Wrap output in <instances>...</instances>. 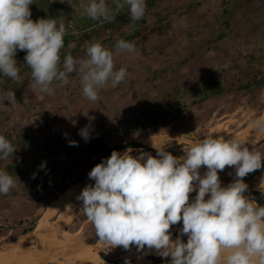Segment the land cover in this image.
<instances>
[{"label": "rangeland", "instance_id": "1", "mask_svg": "<svg viewBox=\"0 0 264 264\" xmlns=\"http://www.w3.org/2000/svg\"><path fill=\"white\" fill-rule=\"evenodd\" d=\"M69 1L56 6L59 16L57 26L63 22L65 36L69 37L67 50L70 42L81 47L79 42L87 40L88 36L97 35V40L102 41L107 33L110 37L103 46L116 51V42L124 35L130 36L128 32H133L135 38L132 42L139 50V56L149 53L147 56H152V61L150 64L145 60L138 63L137 71L141 74H127L116 87H112L109 81L99 89L100 104H92L95 109L90 110L89 106L84 107V100L79 101L82 107L77 114L76 141H73L76 144L72 150H64L58 155L56 150L42 151L44 138L36 137L27 139L20 148L16 147L11 159L0 160V170L7 171L16 180L14 189L8 194H0V248L33 233L47 206L69 185L79 181L96 153L155 133L165 137L164 150L182 155L179 159L183 160L189 147L211 136L215 128L218 130L216 137L238 140L241 135L253 130L251 121L264 113V0H156L162 22L156 27L151 23L154 17L146 14L138 21H131L129 9L125 6L112 22L99 20L96 27L89 30L84 29L85 26L77 27V24L84 23L81 0ZM106 3L116 11L113 0H106ZM17 52L26 55L25 51ZM119 56L122 55L119 53ZM113 58L115 70L124 67L121 60L117 61V53ZM126 70L130 71L129 67ZM52 86L54 92L41 93L43 99L39 104H45L48 95L53 99L59 96L61 88L68 91L73 88L80 95L82 91L77 74L69 77V82L63 87H58L55 82ZM218 86L222 91L215 94ZM56 110L54 107L52 112ZM86 126L89 132L87 140L80 135V130ZM56 128L60 134L67 131L64 126ZM22 138L16 137L15 140L23 142ZM62 139L69 141L71 137L64 135ZM64 143L61 146L67 149ZM70 144L72 142L67 146L71 147ZM248 148L255 151L263 149L264 138ZM131 150L133 157L141 151L152 156L157 154L146 147ZM70 167L71 172L68 170ZM199 172L204 175L206 168L202 166ZM234 174V167L218 171L221 185L226 184ZM261 180L258 172L252 187L257 183L259 185ZM75 189L79 195V183ZM195 195V192L189 194L190 202ZM76 200L73 199L69 214L71 208L77 206L79 200ZM56 218V214L52 215L46 227L55 224ZM63 223L58 222L48 230L57 229ZM30 227H33L32 231L23 232ZM64 232L68 235L77 232L75 239L85 245L99 239L94 226L82 211V204ZM40 238L25 243L29 247ZM134 248L133 245L130 249ZM112 249L121 253L130 251L117 246L108 252L111 253ZM48 252L44 249L33 254L29 263L66 264L65 254L70 251L67 247L63 252L60 249ZM74 263L91 264L89 260Z\"/></svg>", "mask_w": 264, "mask_h": 264}, {"label": "clouds", "instance_id": "2", "mask_svg": "<svg viewBox=\"0 0 264 264\" xmlns=\"http://www.w3.org/2000/svg\"><path fill=\"white\" fill-rule=\"evenodd\" d=\"M116 11L106 0H81L82 15L92 20L112 22L118 12L129 9L130 20L142 19L146 0H113ZM33 0H0V73L20 82L14 58L17 50L25 51V64L31 69L32 87L43 94L54 92V82L63 87L69 75L76 73L83 96L99 100L98 90L109 81L119 85L127 70H115L114 53L100 42L91 43L86 58L68 54L61 65L66 27L55 19H31ZM70 42L68 48H75ZM116 53L137 54L133 42L120 39ZM15 100L12 90L0 92V108ZM28 123H25L27 125ZM24 125V126H25ZM252 128L264 132V119L251 121ZM87 140V126L80 130ZM75 142H72L74 146ZM157 149V148H156ZM17 148L0 135V160L13 156ZM131 149L111 155L88 173L94 180L86 185L77 199L82 211L94 226L98 241L109 247L121 246L137 251L154 250L170 264H264V206L245 195L244 177L264 169V153L250 150L240 140L207 136L189 147L183 160L157 149L156 156L143 151L133 157ZM206 168L204 175L199 170ZM43 167V164L41 165ZM235 168V179L222 186L218 171ZM16 180L0 170V194H8ZM196 195L190 202V193ZM264 197V192H261ZM182 222L173 240L171 227ZM186 235L187 242L180 237ZM125 264H130L126 259Z\"/></svg>", "mask_w": 264, "mask_h": 264}, {"label": "crops", "instance_id": "3", "mask_svg": "<svg viewBox=\"0 0 264 264\" xmlns=\"http://www.w3.org/2000/svg\"><path fill=\"white\" fill-rule=\"evenodd\" d=\"M149 2L150 4L146 5L145 14L149 17L151 16L154 17V19L151 20V23L152 26L156 27L157 25L162 24L160 20L161 16L158 13L156 0H149ZM146 3H148V0H146ZM149 21L150 20H148V22ZM94 27H96V25H92L91 27L86 28V30L92 29ZM128 34L131 36L134 35L133 32L132 33L128 32ZM91 36H88L87 40H81L82 43L79 42V45L81 47L76 45V48H72V49L69 48V50H67L65 48L67 45L64 44V48L61 50V65L63 63V58L68 54L72 55L73 52L75 53L73 55L74 58L75 57L86 58L85 49L91 43L101 42L102 45H105L108 42L107 37H110L106 33L104 36L105 40L98 41L96 38L97 35L96 37H91ZM20 53L16 52V55ZM78 53H80V55ZM113 53L115 55L116 51H113ZM120 54L122 55L121 56L122 58L119 56V54H117L118 57L117 61L120 62L121 60V64L124 67L126 68L129 67L130 71H127L128 72L127 74H141L137 71L138 69L137 66L139 67L138 63L141 62L142 60H145L147 61V64H150L149 62L152 61L151 59L152 56H147V54L149 53L143 55L142 57L139 56L141 54L138 53L130 54L126 51H121ZM24 57L25 54L23 53H21V56L14 57L17 61V66L20 70L19 71L20 82L13 81L10 78L4 76L2 73H0V92H7L9 90H12L15 95V100L12 101L11 103H9L8 101L4 102L6 105H8L6 108H0V135H4L7 140L10 139V142L16 144L15 147L17 148H20L21 147L20 145L25 143V141L27 142V139L30 140L32 138L35 139L36 137L39 138L42 137V140L44 138V144H43L44 149L42 151H46V150L50 151V149H52V151L55 152L56 150L55 153L57 155L63 152L64 150H66L64 152H67L68 151L67 143L69 144L70 142L76 141L74 140V138L77 132L76 131L77 114L81 112V107H82V104H80L81 102L79 101H81V99L82 101L84 100L83 101L84 107L86 106L88 108L89 106V109L90 108L95 109V107H92V104H97V103L100 104V102L99 101L93 102L86 99L83 96L82 91L80 95L78 90H74L73 88L69 89V90L72 89L71 91H68L65 88L63 89L61 88L60 89L61 94L60 95L58 94L59 96H56L53 99L52 96L48 95L47 96L48 100L46 101V103L39 104V101L42 100L43 98L41 92L38 89H34L32 87L34 81L31 76V69L27 64H25L26 62ZM75 74L76 73H72L69 75V77H73L75 76ZM80 88L81 85L79 86V89ZM54 107L57 108V110L53 113L52 109ZM54 122H56V124H54ZM25 123L28 124L25 125ZM58 124L59 126L66 127L67 131L60 134L58 132V128H56L59 127ZM64 135L68 136L69 138L71 137V139H69V141L62 139L64 138ZM16 137H18V139L23 137L22 138L23 142H19V140L17 139L15 140ZM63 142L65 143L67 142L66 145L65 143L63 144L65 145L64 147H66L67 149L62 148L61 144ZM8 159H11V156L8 157ZM71 167L68 169L70 172L72 171Z\"/></svg>", "mask_w": 264, "mask_h": 264}, {"label": "bare ground", "instance_id": "4", "mask_svg": "<svg viewBox=\"0 0 264 264\" xmlns=\"http://www.w3.org/2000/svg\"><path fill=\"white\" fill-rule=\"evenodd\" d=\"M258 119H264V113L260 117H258ZM217 131L218 130H216L215 128L211 136H215V137L218 136ZM263 138H264V132L256 131L253 129L251 132L249 133L247 132L246 134L241 135L238 138V140L242 141L244 145L248 147L249 145H252L254 143L255 144L259 143L260 141L263 140ZM163 139H165V137H163L162 135L155 136L151 134L144 135L141 140L136 138V140L148 144L153 149L156 148L159 149L161 147H164L165 143L163 142ZM143 146L144 145L142 144L134 145L131 147V149L142 148ZM123 150H126V148ZM109 156L99 157L93 163L89 164L87 171L84 172V174L79 179V181L69 185L59 197L54 199V201L47 206V210L44 211V213L41 214V216L39 217L35 225V228L33 230V233L24 235L20 240L12 244L2 246L0 248V264H18L19 262L21 263L23 262V264H32V262L29 263V261H31L30 258L33 256V254H36L41 250L45 249L48 250L50 253H52L60 249L63 252V250L67 247L69 248L70 252L68 253V255L65 254L66 264H77L74 262H86L88 260L91 264H116L111 253L108 252V250L111 249L112 247L108 248L107 245L102 244L100 241H98V239L95 242L91 243L90 245H85L79 242L77 239H75L76 234H78L77 232L71 235H68L64 232V228L69 224L71 220H73L76 217L78 210L82 204V202L79 201L74 209L73 207L71 208L72 212L69 214L70 212L69 208L71 204L74 203L73 199H77L78 196V192L75 189L76 184L79 183L80 185L79 193L86 185H92L91 180L88 178V173L96 164L100 163L102 160L108 158ZM261 170H263V172H262V180L260 184L257 186V188L252 187L248 192L247 196L253 198L255 201L264 202V197H262L261 195V192H264V169ZM261 170H259V172ZM77 201L78 199L76 200V202ZM55 214L57 215L56 222L53 221L55 222V224L46 227L48 219ZM61 221H64L62 226L54 230H48L50 227L55 226L58 222ZM181 227H182V222L176 224V226L171 229L172 236L179 235V230ZM48 236H52V237H48ZM39 237L42 238H40L37 243L29 247L26 245L25 242L36 240ZM181 237L187 238L186 235H183ZM136 252L137 249H133V250L130 249V251L121 253L120 255L122 257H128ZM170 262H171L170 257L162 258L158 254H156L155 251H151L145 254L142 257V261H140V263L138 264H170Z\"/></svg>", "mask_w": 264, "mask_h": 264}, {"label": "water", "instance_id": "5", "mask_svg": "<svg viewBox=\"0 0 264 264\" xmlns=\"http://www.w3.org/2000/svg\"><path fill=\"white\" fill-rule=\"evenodd\" d=\"M150 134H153L155 136H160L161 134H155V133H150ZM139 144H142L144 145L143 147H146V148H149L151 150H154L157 152V149H153L151 148L148 144L144 143V142H140L136 139H133V140H129L125 143H121V144H118V145H115V146H111V147H108L106 150H103V151H100L98 153H96L93 158L91 159L90 163H93L97 158L99 157H103V156H109L111 155V152L113 150L115 151H118L120 153H122L124 150V148H126L125 151H127L128 149H131L132 146L134 145H139ZM251 149V148H249ZM166 151V150H165ZM261 153H264V148L259 150ZM171 153V152H170ZM173 156L177 157V158H181L182 155L180 154H174V153H171ZM262 165H264V160H262ZM259 172V170H256L254 171L253 173H250L248 174L246 177H244V182L248 185V189L247 191L245 192V195L247 196L248 195V192L250 191V189L252 188L253 186V182H254V179L257 175V173ZM235 179V174L232 176V178L226 183L224 184L223 186H227L229 183L233 182ZM94 180H91V183L93 184ZM258 205L260 206H264V202H259V201H255ZM78 230V229H77ZM177 236H172L171 238L173 240L176 239ZM83 238V236H82ZM184 242H187V238H182L180 237ZM136 249V248H134ZM151 251H154V250H148L147 248H145L144 250L142 251H137L136 253L132 254L131 256H128V257H122L120 254L121 252H118L114 249L111 250V255L112 257L114 258L116 264H125V261L126 259L128 261H130V264H138L140 263V261H142V257L147 254L148 252H151Z\"/></svg>", "mask_w": 264, "mask_h": 264}, {"label": "trees", "instance_id": "6", "mask_svg": "<svg viewBox=\"0 0 264 264\" xmlns=\"http://www.w3.org/2000/svg\"><path fill=\"white\" fill-rule=\"evenodd\" d=\"M68 3L70 2L69 0H33V4H31L30 7V11H31V19L34 21L40 19V18H50V19H57L58 16V9L56 6L61 5L62 3ZM99 23V20H92L90 18H88L86 15L84 16V23L83 24H77V27H82L85 26L84 29L91 27L92 25H97ZM131 36V35H130ZM69 37L65 36L64 37V44H67L69 42ZM135 36L129 37V36H124L121 39L125 40V41H130L132 42V40H134ZM17 56H21V54H17L15 55V57ZM221 88L218 86L215 90V94H219L221 93ZM197 103V102H195ZM76 144V143H75ZM74 144V146H75ZM71 147H68V149H73V145L70 144ZM32 231L33 227L30 228H26L25 230H23V232L25 231Z\"/></svg>", "mask_w": 264, "mask_h": 264}, {"label": "flooded vegetation", "instance_id": "7", "mask_svg": "<svg viewBox=\"0 0 264 264\" xmlns=\"http://www.w3.org/2000/svg\"><path fill=\"white\" fill-rule=\"evenodd\" d=\"M263 170L260 171V177L262 176ZM258 183L254 186L255 188L257 187ZM174 228V227H173ZM172 229V228H171Z\"/></svg>", "mask_w": 264, "mask_h": 264}]
</instances>
